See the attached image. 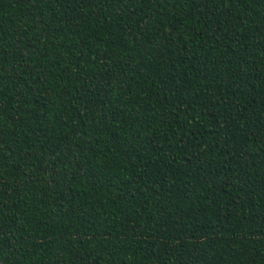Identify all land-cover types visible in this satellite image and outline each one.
Wrapping results in <instances>:
<instances>
[{
    "label": "trees",
    "instance_id": "1",
    "mask_svg": "<svg viewBox=\"0 0 264 264\" xmlns=\"http://www.w3.org/2000/svg\"><path fill=\"white\" fill-rule=\"evenodd\" d=\"M0 264H264V0H0Z\"/></svg>",
    "mask_w": 264,
    "mask_h": 264
}]
</instances>
